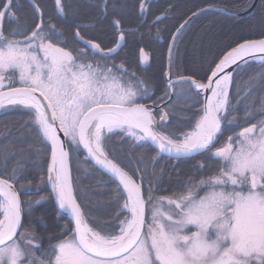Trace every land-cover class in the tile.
<instances>
[{"label":"snow or ice","instance_id":"1","mask_svg":"<svg viewBox=\"0 0 264 264\" xmlns=\"http://www.w3.org/2000/svg\"><path fill=\"white\" fill-rule=\"evenodd\" d=\"M54 4L58 23L32 0L31 23L19 24L16 0H0V110L21 113L35 133L32 142L0 133V264H264V32L231 47L203 76L184 75L173 69L191 22L185 19L170 35L164 88L156 96L146 78L115 59L135 5H87L100 13L91 17L95 23L111 25L105 43L76 22L91 16L84 5ZM138 9L137 19L146 18L150 0H138ZM256 9L264 24V0H248L241 10ZM166 18L167 10L153 26ZM5 21L16 27L6 29ZM149 61L140 48L137 67ZM253 66L256 74L242 89L240 77ZM242 92L253 103L239 120L230 93ZM180 116L188 130L175 126ZM137 149L154 154L145 161ZM165 156L202 159L183 178L168 174L165 186V171L156 168ZM73 157L91 165L86 175L107 178L96 185L108 190L106 219L85 210L94 201L73 177ZM41 163L46 179L33 185L29 176ZM49 201L58 205L57 229L44 247L36 223L48 225L37 213Z\"/></svg>","mask_w":264,"mask_h":264},{"label":"trees","instance_id":"2","mask_svg":"<svg viewBox=\"0 0 264 264\" xmlns=\"http://www.w3.org/2000/svg\"><path fill=\"white\" fill-rule=\"evenodd\" d=\"M67 3H80L85 7L82 11L91 13V16H82L76 22L87 29L89 36H97L103 39L105 43H109L112 39L111 25L104 21L103 23H95L91 17L99 16L100 13L97 8L87 7V5H95L100 3V0H66ZM128 2L136 7L129 9V15L124 21L125 40L116 57L117 63L123 61L130 67L131 70L136 71L146 78L150 87L159 96L163 92L165 77L164 73L167 71V45L170 43V35L175 32L176 27L179 26L185 19H187L193 12L200 9H210L208 11L199 12L198 15L191 17V22L186 25L182 41L179 42L178 53L175 54L176 67L174 72H179L184 75L195 73L197 76H203L204 71L209 67L214 60H218L231 47H234L238 42L244 39H257L261 37L264 32V24L261 23V14L259 9L254 11V14L247 12L242 15L235 16V13L243 12L242 7L248 0H150L151 14L146 18L137 19L139 15L138 0H128ZM18 5L16 15L18 23H31L33 10L32 0H16ZM45 12V19L51 18L54 23H58L55 12L54 0H40ZM175 8V11L171 9ZM214 8V9H213ZM167 10V18L159 25L153 26L152 21L154 16L162 15ZM146 19V23L142 20ZM16 27V24L9 25L5 21V28ZM159 30V37L157 35ZM144 48L149 53L150 61L147 65L137 67V57L139 49ZM257 66H253L251 71H248L240 77L239 83L242 89L249 78L256 74ZM232 95V102L236 105V111L233 115L243 120L245 118V107L253 103L252 97L248 100H243V92L240 97ZM155 99V97H153ZM258 108L259 103L255 104ZM190 115V114H189ZM259 119V117H257ZM27 117L19 112L0 110V133L9 134L12 136H22L26 142H32L35 139V133L31 132L30 125L26 123ZM181 121L175 126L181 130H188L184 126V117H178ZM255 122V121H252ZM7 126V127H5ZM247 126V125H245ZM230 134L226 130L225 136ZM223 139V138H222ZM112 144L119 145L120 140L117 137L113 138ZM27 148V143L17 145V148ZM117 155L120 156L121 162L127 166V159L125 155L121 154V149L117 148ZM123 153L126 154L128 150L127 145H123ZM145 161L151 159L150 150L146 152L145 149H137L136 155H142ZM202 158H197L200 160ZM197 160H173L164 157L159 160L156 165L157 171L164 169L165 171V186H168V174H171L172 180H176V172L181 173V178L184 174H190L194 169ZM46 165L41 163L37 169H33L29 179L33 185L39 183L41 176L46 179ZM79 170V172H78ZM92 168L90 164L83 162V157H73L72 173L73 177H79L82 186L90 193L94 206L89 205L85 209L94 219H106L105 212L111 201L108 196V190L104 187H97L100 179H107L101 173L96 172L92 175ZM46 195L47 193H41ZM21 199H27L21 196ZM57 208L54 202L49 201L38 206V215L43 214L46 218L48 228L36 223L37 232L45 236L42 241L44 247H47V234L57 229L55 224ZM90 226H92L90 224Z\"/></svg>","mask_w":264,"mask_h":264},{"label":"water","instance_id":"3","mask_svg":"<svg viewBox=\"0 0 264 264\" xmlns=\"http://www.w3.org/2000/svg\"><path fill=\"white\" fill-rule=\"evenodd\" d=\"M214 9V8H213ZM198 13H199V11H197ZM245 13H247V12H245V11H243V12H240V13H235L234 15L235 16H238V15H242V14H245ZM189 17H192V15H190ZM188 17V18H189ZM170 43H171V41H170ZM169 43V44H170ZM167 70H168V52H167ZM166 157V156H165ZM55 204V206H56V208L58 209V205L56 204V203H54Z\"/></svg>","mask_w":264,"mask_h":264}]
</instances>
